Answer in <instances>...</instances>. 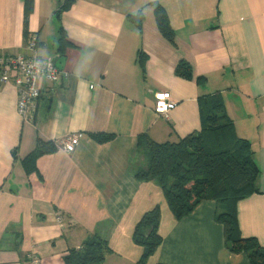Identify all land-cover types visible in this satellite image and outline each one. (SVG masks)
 Wrapping results in <instances>:
<instances>
[{
  "label": "crops",
  "instance_id": "0c3cea01",
  "mask_svg": "<svg viewBox=\"0 0 264 264\" xmlns=\"http://www.w3.org/2000/svg\"><path fill=\"white\" fill-rule=\"evenodd\" d=\"M154 4L168 17L171 41ZM59 5L32 0L25 16L23 0H0V54L26 56L34 37L37 56L69 74L39 84L31 123L18 115L14 87L0 82V264H31V256L64 264L93 236L109 250L102 264H138L134 229L155 206L162 245L149 264H250L226 248L216 202L176 221L160 188L131 168L141 135L176 144L199 131L205 99L220 96L258 168L256 192L236 205L238 231L264 248V0H76L58 17ZM61 31L64 55L55 42ZM180 62L188 76L176 72ZM161 92L175 105L167 117L154 113ZM77 136L66 153L62 142ZM38 141L53 150L27 172L23 160Z\"/></svg>",
  "mask_w": 264,
  "mask_h": 264
},
{
  "label": "trees",
  "instance_id": "16d2710c",
  "mask_svg": "<svg viewBox=\"0 0 264 264\" xmlns=\"http://www.w3.org/2000/svg\"><path fill=\"white\" fill-rule=\"evenodd\" d=\"M76 0H62L56 15L59 17ZM25 16L32 7V0H23ZM157 27L164 38L171 41L174 32L168 17L159 4H154ZM138 19V18H136ZM57 52L65 54L69 47L63 32L56 39ZM176 72L188 76L187 66L180 62ZM200 111V129L176 144H155L145 134L138 138V160L131 170L141 182H154L176 221L187 218L201 202H216L221 213L216 217L224 229L226 248L233 254L246 255L250 264H264V248L254 238H242L238 231L236 205L256 192L258 168L250 144L236 138L231 120L224 112L220 96L205 99ZM103 142L107 138H96ZM51 144L37 142L36 148L23 160L24 168L31 171L35 159L48 151ZM160 208L155 206L143 214L136 224L133 241L142 249L138 264H149V259L162 245L157 230ZM109 253L105 242L91 237L80 249L70 250L64 264H102Z\"/></svg>",
  "mask_w": 264,
  "mask_h": 264
},
{
  "label": "built area",
  "instance_id": "2783aa9c",
  "mask_svg": "<svg viewBox=\"0 0 264 264\" xmlns=\"http://www.w3.org/2000/svg\"><path fill=\"white\" fill-rule=\"evenodd\" d=\"M28 55L4 56L0 54V82L10 84L17 94V111L22 122L31 123L34 118L41 91L40 83L53 85L60 79H67L66 71L58 70L49 59L42 61L36 53V40L30 37L27 40ZM175 107L168 92L156 95L154 113L167 117L170 110ZM79 137H71L62 142V149L72 153L78 145ZM63 226L62 224H60ZM31 264H39V260L31 256Z\"/></svg>",
  "mask_w": 264,
  "mask_h": 264
},
{
  "label": "rangeland",
  "instance_id": "374dc122",
  "mask_svg": "<svg viewBox=\"0 0 264 264\" xmlns=\"http://www.w3.org/2000/svg\"><path fill=\"white\" fill-rule=\"evenodd\" d=\"M60 3H62V0H60Z\"/></svg>",
  "mask_w": 264,
  "mask_h": 264
},
{
  "label": "water",
  "instance_id": "95a60500",
  "mask_svg": "<svg viewBox=\"0 0 264 264\" xmlns=\"http://www.w3.org/2000/svg\"><path fill=\"white\" fill-rule=\"evenodd\" d=\"M54 63V62H53Z\"/></svg>",
  "mask_w": 264,
  "mask_h": 264
}]
</instances>
